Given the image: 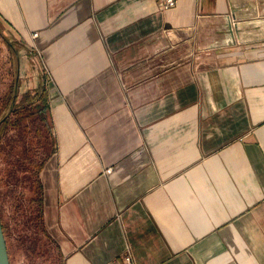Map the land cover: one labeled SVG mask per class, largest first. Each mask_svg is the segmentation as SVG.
Returning a JSON list of instances; mask_svg holds the SVG:
<instances>
[{
    "label": "crops",
    "instance_id": "0c3cea01",
    "mask_svg": "<svg viewBox=\"0 0 264 264\" xmlns=\"http://www.w3.org/2000/svg\"><path fill=\"white\" fill-rule=\"evenodd\" d=\"M0 19L44 76L59 264H264V0H0Z\"/></svg>",
    "mask_w": 264,
    "mask_h": 264
},
{
    "label": "rangeland",
    "instance_id": "374dc122",
    "mask_svg": "<svg viewBox=\"0 0 264 264\" xmlns=\"http://www.w3.org/2000/svg\"><path fill=\"white\" fill-rule=\"evenodd\" d=\"M42 74L38 55L0 19V115L7 112L6 96L16 100L13 124L0 128V223L9 264H59L38 213L37 172L52 140L45 116L39 118L33 106L40 100Z\"/></svg>",
    "mask_w": 264,
    "mask_h": 264
},
{
    "label": "trees",
    "instance_id": "16d2710c",
    "mask_svg": "<svg viewBox=\"0 0 264 264\" xmlns=\"http://www.w3.org/2000/svg\"><path fill=\"white\" fill-rule=\"evenodd\" d=\"M39 93H40L39 94L40 95V100L38 101L37 105L33 104V106H35L34 110L36 111L35 112L36 115L37 116L39 115V118H40V116H42L41 118L43 119V116H44V113H45L44 112L45 111V104L43 102L44 96H43V92L42 91H40ZM13 98H15L14 95H12V96L10 95V97L6 96L5 99L2 102L4 105H7V112H5L4 114L0 115V128L2 129L1 131H4L6 129V127H7V125L13 124V122H11L10 118H9L10 113L14 112V108H15L13 102H15L16 100H14ZM45 156H41L40 157V163L44 160ZM37 167H38V165H37ZM36 170H37V168L35 169V171Z\"/></svg>",
    "mask_w": 264,
    "mask_h": 264
},
{
    "label": "built area",
    "instance_id": "2783aa9c",
    "mask_svg": "<svg viewBox=\"0 0 264 264\" xmlns=\"http://www.w3.org/2000/svg\"><path fill=\"white\" fill-rule=\"evenodd\" d=\"M159 3L161 9H167L174 5L175 0H156ZM36 32H32L31 36H35ZM110 168L107 167L105 171H109ZM123 264H130V256L128 254L123 255Z\"/></svg>",
    "mask_w": 264,
    "mask_h": 264
},
{
    "label": "water",
    "instance_id": "95a60500",
    "mask_svg": "<svg viewBox=\"0 0 264 264\" xmlns=\"http://www.w3.org/2000/svg\"><path fill=\"white\" fill-rule=\"evenodd\" d=\"M0 264H9V258L6 248V243L0 223Z\"/></svg>",
    "mask_w": 264,
    "mask_h": 264
},
{
    "label": "bare ground",
    "instance_id": "6f19581e",
    "mask_svg": "<svg viewBox=\"0 0 264 264\" xmlns=\"http://www.w3.org/2000/svg\"><path fill=\"white\" fill-rule=\"evenodd\" d=\"M230 32V31H229ZM230 39V38H229ZM15 94V93H14ZM14 99V98H13ZM13 101V100H12Z\"/></svg>",
    "mask_w": 264,
    "mask_h": 264
}]
</instances>
